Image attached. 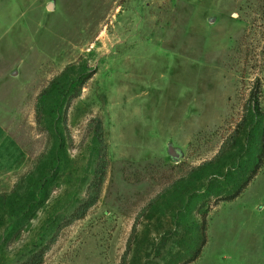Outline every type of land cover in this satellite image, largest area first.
Here are the masks:
<instances>
[{
  "label": "rangeland",
  "instance_id": "obj_1",
  "mask_svg": "<svg viewBox=\"0 0 264 264\" xmlns=\"http://www.w3.org/2000/svg\"><path fill=\"white\" fill-rule=\"evenodd\" d=\"M263 143L264 0H0V264H264Z\"/></svg>",
  "mask_w": 264,
  "mask_h": 264
},
{
  "label": "trees",
  "instance_id": "obj_2",
  "mask_svg": "<svg viewBox=\"0 0 264 264\" xmlns=\"http://www.w3.org/2000/svg\"><path fill=\"white\" fill-rule=\"evenodd\" d=\"M83 77V76H82ZM91 77V73L87 74L83 79H82V84L85 83L89 78ZM80 89L77 90V93L75 94L74 97L79 96ZM247 110L253 111V112H259V88L254 87V89L251 92L250 98L248 100V105H247ZM249 115V114H248ZM245 121V120H244ZM241 125V123H240ZM239 130V129H238ZM98 136L104 145V134H103V127L102 123L99 121L98 122ZM239 132V131H238ZM234 139V136L230 137V140ZM230 141H228L229 143ZM264 161V143L262 144V150H261V155L259 157V160L257 164L255 165L254 172L252 174V177L256 174V172L260 169L262 163ZM106 172H107V158L105 154H102V157L100 158V161L98 162L96 171H95V176L93 183L91 184L87 198L83 202V204L80 206L78 210V215L83 216L86 214V212L93 206L95 205L100 197L101 194V188L102 184L105 181L106 177ZM244 186L240 187L235 193L231 194L228 196L226 199L231 200L236 198L237 196L240 195L241 191L243 190ZM43 262V255L41 254H36L29 258L25 263L23 264H41Z\"/></svg>",
  "mask_w": 264,
  "mask_h": 264
}]
</instances>
